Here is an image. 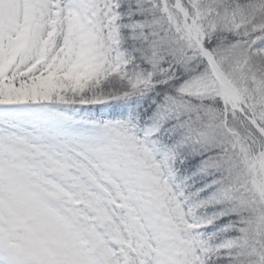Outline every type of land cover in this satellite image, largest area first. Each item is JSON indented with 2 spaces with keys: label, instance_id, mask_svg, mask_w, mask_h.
Masks as SVG:
<instances>
[{
  "label": "snow or ice",
  "instance_id": "6c2138e0",
  "mask_svg": "<svg viewBox=\"0 0 264 264\" xmlns=\"http://www.w3.org/2000/svg\"><path fill=\"white\" fill-rule=\"evenodd\" d=\"M0 264H264V0H0Z\"/></svg>",
  "mask_w": 264,
  "mask_h": 264
}]
</instances>
